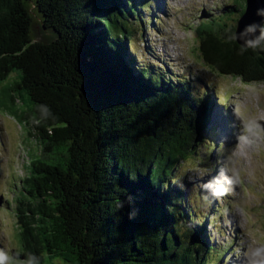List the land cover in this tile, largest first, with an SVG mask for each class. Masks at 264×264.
I'll use <instances>...</instances> for the list:
<instances>
[{
  "label": "trees",
  "instance_id": "trees-1",
  "mask_svg": "<svg viewBox=\"0 0 264 264\" xmlns=\"http://www.w3.org/2000/svg\"><path fill=\"white\" fill-rule=\"evenodd\" d=\"M236 1L225 12L238 11ZM29 4L44 40L32 39ZM140 8L139 0H0V81L14 73L10 102L27 97L15 112L39 147L12 204L22 261L206 264L212 247L186 245L184 196L168 190L173 168L204 139L206 109L188 84L136 64L124 21ZM227 13L197 25L202 61L243 84L264 81V48L241 54Z\"/></svg>",
  "mask_w": 264,
  "mask_h": 264
},
{
  "label": "rangeland",
  "instance_id": "rangeland-1",
  "mask_svg": "<svg viewBox=\"0 0 264 264\" xmlns=\"http://www.w3.org/2000/svg\"><path fill=\"white\" fill-rule=\"evenodd\" d=\"M231 1L139 0V15L124 21L136 64L188 84L197 107L200 103L206 109L204 139L173 168L168 187L174 198L184 196L186 218H179L178 231L187 235L186 245L200 251L204 242L212 247L203 256L206 264H247L245 254L264 244V81L243 84L209 68L200 57L196 35L199 22L226 14ZM244 5L237 0L238 11L222 20L227 30L236 25ZM29 10L33 41L44 40L49 35L33 4ZM13 76L0 81V249L21 264L12 204L30 154L39 147L31 126L15 112L27 107V97L17 95L14 105L10 102L7 88ZM204 93L206 103L198 99ZM222 175L232 183H225L224 194L213 196L203 185ZM202 221L206 241L197 228ZM44 259L45 264H73L47 254Z\"/></svg>",
  "mask_w": 264,
  "mask_h": 264
},
{
  "label": "clouds",
  "instance_id": "clouds-1",
  "mask_svg": "<svg viewBox=\"0 0 264 264\" xmlns=\"http://www.w3.org/2000/svg\"><path fill=\"white\" fill-rule=\"evenodd\" d=\"M228 39L244 41V46L240 49L241 54L247 51L248 48L254 50L264 48V25H246L243 31L229 36ZM43 115L45 117L50 115V110L44 107ZM37 123H39V121H37ZM225 183H232L230 176L222 175L220 177H215L213 180L206 182L203 187L211 192L213 196H219L227 191ZM245 255L247 257V264H264V244L252 249L250 256L248 253ZM0 264H16V258L10 256L7 251L0 249ZM21 264H40L39 257L34 254H28Z\"/></svg>",
  "mask_w": 264,
  "mask_h": 264
},
{
  "label": "water",
  "instance_id": "water-1",
  "mask_svg": "<svg viewBox=\"0 0 264 264\" xmlns=\"http://www.w3.org/2000/svg\"><path fill=\"white\" fill-rule=\"evenodd\" d=\"M264 23V1L263 0H245L244 12L239 16L236 22L235 33L245 29L246 25H263ZM240 46H244L243 40H236Z\"/></svg>",
  "mask_w": 264,
  "mask_h": 264
}]
</instances>
